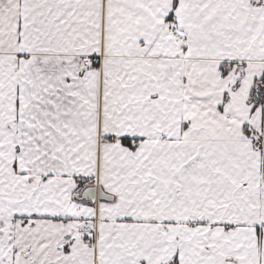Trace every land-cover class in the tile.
I'll use <instances>...</instances> for the list:
<instances>
[{
    "label": "snow or ice",
    "instance_id": "1",
    "mask_svg": "<svg viewBox=\"0 0 264 264\" xmlns=\"http://www.w3.org/2000/svg\"><path fill=\"white\" fill-rule=\"evenodd\" d=\"M0 264H264V0H0Z\"/></svg>",
    "mask_w": 264,
    "mask_h": 264
}]
</instances>
